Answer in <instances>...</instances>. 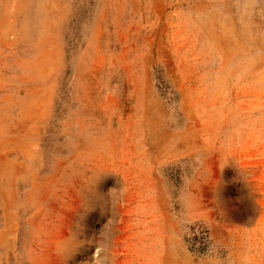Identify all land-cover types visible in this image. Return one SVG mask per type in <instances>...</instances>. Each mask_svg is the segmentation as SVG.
<instances>
[{
	"label": "rangeland",
	"instance_id": "obj_1",
	"mask_svg": "<svg viewBox=\"0 0 264 264\" xmlns=\"http://www.w3.org/2000/svg\"><path fill=\"white\" fill-rule=\"evenodd\" d=\"M0 264H264V0H0Z\"/></svg>",
	"mask_w": 264,
	"mask_h": 264
},
{
	"label": "bare ground",
	"instance_id": "obj_2",
	"mask_svg": "<svg viewBox=\"0 0 264 264\" xmlns=\"http://www.w3.org/2000/svg\"><path fill=\"white\" fill-rule=\"evenodd\" d=\"M254 183V182H253ZM253 183H251V182H246V183H243V186L244 187H246V188H253V187H255V183L253 184ZM258 186V185H257ZM252 190V189H251ZM252 195H254L253 193H251ZM262 201V200H261ZM261 201H259L258 203V205H263V202H261Z\"/></svg>",
	"mask_w": 264,
	"mask_h": 264
}]
</instances>
